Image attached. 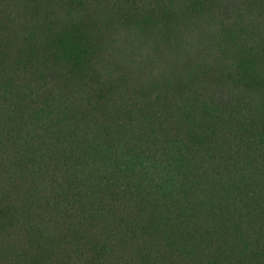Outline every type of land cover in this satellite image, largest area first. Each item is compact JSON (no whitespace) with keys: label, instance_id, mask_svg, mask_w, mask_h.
I'll return each instance as SVG.
<instances>
[{"label":"trees","instance_id":"obj_1","mask_svg":"<svg viewBox=\"0 0 264 264\" xmlns=\"http://www.w3.org/2000/svg\"><path fill=\"white\" fill-rule=\"evenodd\" d=\"M0 264H264V0H0Z\"/></svg>","mask_w":264,"mask_h":264}]
</instances>
